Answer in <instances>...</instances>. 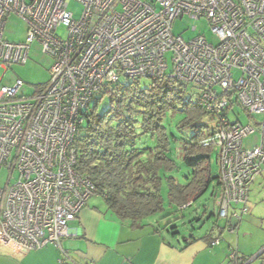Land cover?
Instances as JSON below:
<instances>
[{"label": "built area", "instance_id": "2783aa9c", "mask_svg": "<svg viewBox=\"0 0 264 264\" xmlns=\"http://www.w3.org/2000/svg\"><path fill=\"white\" fill-rule=\"evenodd\" d=\"M69 1L0 0V68L25 63L34 40L52 59L48 81L31 96L18 95L20 79L0 87V171H7L0 253L53 244L59 264H81L61 246L68 222L94 190L74 168L73 139L80 112L120 76L166 77L198 88L196 102L220 124L212 137L221 169L218 219L239 218L231 204L246 212L250 186L264 172V118L259 143L247 149L243 138L255 129L230 122L226 110L236 103L264 115V0H76L83 5L78 19ZM8 14L25 22V40L4 38ZM184 16L205 19L217 42L174 34V20ZM228 257L229 264H246L236 249Z\"/></svg>", "mask_w": 264, "mask_h": 264}, {"label": "trees", "instance_id": "16d2710c", "mask_svg": "<svg viewBox=\"0 0 264 264\" xmlns=\"http://www.w3.org/2000/svg\"><path fill=\"white\" fill-rule=\"evenodd\" d=\"M140 78L120 76L105 85L99 93L108 98L107 107L98 113L100 99L96 97L92 108L81 111V122L73 139L77 154L74 168L90 179L94 187L92 195H100L107 209L134 227L151 224L154 218L159 224L158 215L165 218L174 208L190 207L212 183L213 192L217 189L220 192L221 178L219 150L212 139L220 124L217 116L196 102L198 88L189 84L197 89L192 100L186 96V83L162 77L150 78L142 86ZM208 114L213 115L211 123L204 121ZM178 115L181 116L176 119ZM213 152L219 169L216 173L212 170ZM163 188L166 197L162 195ZM239 209L240 205L238 210L233 209L239 218L229 215L223 219L224 228H237L248 214V210L241 214ZM203 214L205 211L194 220H200ZM216 216L218 220V210ZM170 224L166 222L162 228L168 229ZM218 228L217 235L212 227L202 234L181 236L182 247L188 244V239L197 238L213 245L211 242L219 241L217 237L224 229ZM168 231L178 235L176 231ZM239 258L247 260L243 255Z\"/></svg>", "mask_w": 264, "mask_h": 264}, {"label": "rangeland", "instance_id": "374dc122", "mask_svg": "<svg viewBox=\"0 0 264 264\" xmlns=\"http://www.w3.org/2000/svg\"><path fill=\"white\" fill-rule=\"evenodd\" d=\"M67 10L70 11L75 19H78L83 10V5L81 2L76 0H70L67 4ZM4 25L3 36L5 39L18 42L25 40L26 36V24L15 14L6 15ZM194 27V29H192ZM172 31L174 34H180L185 39H191L196 34L201 33L205 36L206 40L211 43H216L217 39L212 33L207 21L203 18L192 19L187 16L182 18H177L173 22ZM58 33L62 36H66V29L59 28ZM169 57L170 54L168 53ZM170 58V57H169ZM52 64V59L46 53L43 52L42 46L38 41H32L29 44L28 55L25 63L14 64L11 68L3 71L0 68V87L2 85L12 86L16 79H20L22 86L18 90V95L31 96L37 88L44 85L49 79V68ZM238 76V74H237ZM123 78H120V81ZM150 82V78L142 77L140 78V84L142 86L147 85ZM197 89L189 84L186 85V96H190L192 100H195V94ZM95 97L100 99L97 112L101 113L105 110L108 105V98L99 92L95 94ZM92 108V104L91 107ZM181 115H178V119ZM227 117L230 121L238 120L240 123L246 125L249 124L255 130L243 138L242 145L243 148H252L254 145L259 143L260 133L258 131L259 123L263 120V114H248L241 106L234 103L231 108L227 111ZM173 120L172 122H174ZM205 122L211 123L213 121V115L208 114L204 118ZM212 170L214 173L218 172V166L215 163V152L211 156ZM7 177V171L2 169L0 171V186H3ZM214 183L210 184L208 190L196 200L190 207L182 208L181 210H172V213L165 217L159 218L158 223L164 227L166 222H171L168 229L164 232L168 239H172L170 231L178 232V236H187L189 234H202L212 227L214 232L219 233V228H224L225 221L223 219L217 220V199L219 196V189L213 192ZM162 195L165 196V189L162 190ZM90 201L96 204L106 206L102 197L98 194H94L89 198ZM165 208H168L165 203ZM239 205L231 204V211L233 209L238 210ZM169 210V209H168ZM248 214L244 215L241 223L238 224L233 230H228L226 228L222 229L221 234L217 238L225 244H230L232 248H236L238 252L244 254L247 257L246 264H264V172L261 176L256 178L255 182L251 185L248 195L247 202ZM205 211L200 220H194V217L201 216ZM156 220V218H154ZM152 219V224L155 225V220ZM231 222L235 224V220L232 219ZM214 225H217L215 228ZM171 227V228H170ZM174 227V228H173ZM169 233V235H168ZM246 239V241H245ZM260 239V241H258ZM248 241L250 249L243 253L241 251V246H246ZM239 247V248H238ZM231 249L228 247L227 254V264L228 255ZM239 253V255H241ZM258 254V256H256Z\"/></svg>", "mask_w": 264, "mask_h": 264}, {"label": "crops", "instance_id": "0c3cea01", "mask_svg": "<svg viewBox=\"0 0 264 264\" xmlns=\"http://www.w3.org/2000/svg\"><path fill=\"white\" fill-rule=\"evenodd\" d=\"M165 230L160 223L134 227L106 206L88 199L76 218L68 222L61 246L81 264H227L230 242L219 240L209 245L197 238L188 239L182 247L181 236L171 234L172 239H168ZM248 244L241 246L245 254L253 247ZM59 257V249L46 244L19 255L0 253V264H59Z\"/></svg>", "mask_w": 264, "mask_h": 264}]
</instances>
